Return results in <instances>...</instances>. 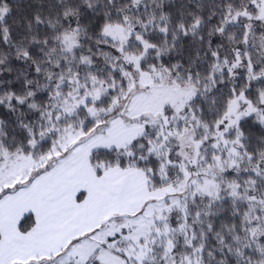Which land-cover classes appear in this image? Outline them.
<instances>
[{"label": "snow or ice", "instance_id": "6c2138e0", "mask_svg": "<svg viewBox=\"0 0 264 264\" xmlns=\"http://www.w3.org/2000/svg\"><path fill=\"white\" fill-rule=\"evenodd\" d=\"M0 264H264V0H0Z\"/></svg>", "mask_w": 264, "mask_h": 264}]
</instances>
